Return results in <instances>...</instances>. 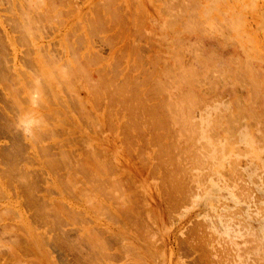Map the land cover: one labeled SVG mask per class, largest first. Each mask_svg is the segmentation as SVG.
I'll return each instance as SVG.
<instances>
[{"label":"rangeland","instance_id":"rangeland-1","mask_svg":"<svg viewBox=\"0 0 264 264\" xmlns=\"http://www.w3.org/2000/svg\"><path fill=\"white\" fill-rule=\"evenodd\" d=\"M26 1L0 0V74L42 75L47 122L14 128L0 78V264H264V0Z\"/></svg>","mask_w":264,"mask_h":264},{"label":"bare ground","instance_id":"bare-ground-1","mask_svg":"<svg viewBox=\"0 0 264 264\" xmlns=\"http://www.w3.org/2000/svg\"><path fill=\"white\" fill-rule=\"evenodd\" d=\"M214 1H218V0H214ZM214 1H213V2H214ZM219 1H220V0H219ZM13 2H15V1H13ZM26 2H30V3H31V0H30V1H26ZM24 3H25V2H24ZM24 3H23V4H24ZM49 3H50V2H49ZM52 3H53V1H52ZM52 3H51V4H52ZM55 3H56V2H55ZM13 4H14V3H13ZM23 4H22V5H23ZM28 4H29V3H28ZM18 5H19V4H18ZM24 5H26V4H24ZM24 5H23V6H24ZM30 5H31V4H29V6H30ZM49 5H50V4H49ZM57 5H58V4H57ZM31 6H32V5H31ZM51 6H52V5H51ZM52 7H53V6H52ZM20 8H21V7H20ZM27 8H28V7H27ZM30 8H31V7H30ZM48 8H49V7H48ZM21 9H22V8H21ZM14 12H15V11H14ZM23 12H24V11H23V9H22V13H23ZM28 12H29V11H28ZM28 12L25 11L24 14H23V16L26 15L25 13H28ZM31 12H32V9H31ZM48 12H49V10H48ZM12 13H13V11H12ZM28 15H30V13H28ZM37 15H38V14H37ZM36 17H37V16H36ZM21 22H22V21H21ZM38 22H39V21H38ZM42 22H43V21H42ZM25 24H27V26L30 25V24L28 25V23H25ZM22 27H23V26H22ZM23 28H25V27H23ZM99 30H100V29H99ZM88 47H89V46H88ZM90 47H91V46H90ZM90 47H89V48H90ZM72 48H73V47H72ZM74 48H75V47H74ZM91 48H92V47H91ZM41 49H43V48L41 47ZM41 49H40V50H41ZM86 49H87V48H86ZM37 50H39V48H38ZM40 50L38 51V53L40 52ZM72 51H73V52H72L73 54H76V48H75V50L73 49ZM89 51H90V49H89ZM87 52H88V50H87ZM87 52H85V53H87ZM89 54H90V53H89ZM92 54H94V52H92ZM87 55H88V54H87ZM90 55H91V54H90ZM90 55H89V57H91ZM98 55H99V54H98ZM61 56H62V55H61ZM93 56H94V57H93ZM93 56H92L93 58H96L97 60L99 59V58H97V55H93ZM100 56H101V55H100ZM52 57H54V54H53ZM64 57H67V56H64ZM64 57H63V58H64ZM92 57L89 58V62L93 61ZM48 58H49V56H48ZM35 59H36V58H35ZM53 59H54V60H53ZM58 59H59L61 62L64 61V59H62V57H61V58L59 57ZM100 59H101V57H100ZM59 60H57V58H56V59H55V58H52V59H51V57H50V62H51V64H50L49 61H47L48 63L45 62L44 64H45V66H46V65H49V69H50V71H51V69H52V70H54V73H55V69H56L55 65H56V66H59V67H61V66H60L57 62H55L56 64L54 63L55 65H52V64H53L54 61H58V62H60ZM69 60H70V59L66 58L65 61L68 62V65H70V67H71V62H69ZM101 60H102V59H101ZM35 61H36V60H35ZM38 61H39V60H38ZM32 62H33V61H32ZM100 62H101V61H100ZM37 63H38V62H37ZM41 64H42V62H41L40 64L38 63L39 67H37V68L40 69L39 71H42V70H43L42 66H40ZM57 64H58V65H57ZM100 64H101V63H100ZM68 65H66V66L68 67ZM72 65H73V64H72ZM15 66H16V65H15ZM17 66H18V65H17ZM50 66H51V68H50ZM52 66H53L54 69L52 68ZM18 67H19V66H18ZM25 67H26V66H25ZM14 68H15V67H14ZM20 68H21V67H20ZM34 68H35V67H34ZM62 68H63V67H61V69H62ZM68 68H69V67H68ZM17 69H18V68H17ZM35 69H36V68H35ZM59 69H60V68H59ZM15 70H16V69H15ZM15 70H13V71L15 72ZM21 70H22V69H21ZM32 70H33V69H32ZM36 70H37V69H36ZM47 70H48V69L46 68V72H47ZM56 70H58V68H57ZM62 70H63V69H62ZM62 70H61V71H62ZM102 70H103V68H102ZM102 70H101V71H102ZM18 71H19V69H18ZM24 71H25V70H24ZM50 71L47 72L48 74L50 73L49 75H51V72H52V71H51V72H50ZM61 71H60V72H61ZM63 71H64V73L66 72V71H65V68H64ZM63 71H62V72H63ZM16 72H17V70H16ZM22 72H23V71H22ZM22 72H19V73L21 74ZM28 72H31L33 76H31ZM28 72L25 71V72H23L24 74H21V79L19 78L20 81H19L18 78H16V77H18L19 74L16 73L17 76H15V82H16V81H19V83L16 82L15 84H17V85H19V84L22 85L21 89L23 90L22 92H23V94H24V97L18 101V99H17V97H16L17 95H16V94H15V95L12 94V92H14V89L12 88L13 91H12V89L10 90V92L12 91V92H11V95H13V96H11V95L9 94V95H10V98L13 97V98L15 99V102L17 103V107L15 108L16 110H14V109L12 108L13 110H11V112H12L11 114L6 112V110H7L6 108H3V111H5L7 115H9V117H10V118H9V119H10V123H11V124H12V122L14 123V125L12 124V126H14V128H15V127L18 128V126H19V127H22V128H24L26 131L31 132V135H33V137H35L34 134H35L36 131L33 130V129H36V128H34V127L31 128V124L38 123L39 125L36 126V127H39V128L42 127V129H43V127L45 126L44 124H46V122H47V121H46L47 118L45 119L44 114H41L40 112H36V111H35V109L38 107L39 103L43 102V101L39 100V99L41 98V97H39V96L41 95V93H40V90H41V89L39 90L40 87L38 88V85L41 86V83H40V81H37L38 78L41 79L40 77L42 76V75H41L42 72L40 73L41 76H39V74H38L39 77H37V75L35 76V74H33L32 71H29V70H28ZM37 72H38V71H37ZM43 72H44V70H43ZM46 72H45V73H46ZM34 73H35V72H34ZM38 73H39V72H38ZM45 73L43 74V77L45 76ZM52 73H53V72H52ZM104 73H105V74L112 75V74L115 73V70H114L113 68H111L109 72L105 71ZM110 73H112V74H110ZM13 74H15V73H13ZM28 74H29L30 76H29ZM48 74H46V78L49 77ZM23 75H24L25 77H23ZM52 75H53V74H52ZM93 75L96 76V77H99V84H98V87H97V91L99 92V95H100V92L103 90V88L105 89V86H107L106 89L115 86L114 83L111 82V79L114 78V76H113L112 78H108L107 76L99 75L97 72H95ZM28 76H29V77H28ZM34 76H35L37 79H36ZM53 76H54V75H53ZM53 76H50L49 78H51V77L53 78ZM68 76H69V75H68ZM1 77H2L3 79H2ZM19 77H20V76H19ZM0 78L2 79V82H3V83H4V81L7 83V84L5 83V85H4L5 88L7 87V89H5V90H9L8 88H11L9 85H10L12 82H14L13 78H12L13 81H11V82L9 81L10 78H9V79H8V78H4V76H3L2 74H0ZM49 78H48V79H49ZM60 78H61V77H60ZM60 78H59V79H60ZM4 79H6V80H4ZM16 79H18V80H16ZM53 80H54V79H53ZM53 80H52V81H53ZM8 81H9L10 84L8 83ZM36 81H37V83H36ZM2 82H1V83H2ZM38 82H39L40 84H39ZM49 82H50V80H48L47 83H49ZM8 84H9V85H8ZM15 84L12 83V85H14V86H15ZM50 84H52V83L50 82ZM51 86H52V85H51ZM51 86H49V87H51ZM15 87H16V86H15ZM47 87H48V86H47ZM47 87H46V88H47ZM49 87H48V88H49ZM46 88H45V89H46ZM48 88H47V89H48ZM122 88H123V87H122ZM47 89H46V91H47ZM51 89H52V90H49V89H48V90L51 91L52 93L48 91L49 93H47V94H48V95H49V94H50V95L52 94V97H53V87H51ZM114 91H115V90H114ZM114 91H113V92H114ZM22 92H21L20 95H19L20 97H21ZM8 93H9V92H8ZM8 93H7V94H8ZM45 93H46V92H45ZM45 93H44V94H45ZM7 94H6V95H7ZM99 95H98V96H99ZM14 96H15V97H14ZM41 96H42L41 99H43V95H41ZM46 96H47V95H46ZM37 97H38V98H37ZM44 97H45V96H44ZM47 97H48V96H47ZM45 98H46V97H45ZM8 99H9V98H8ZM75 99H76V98H75ZM37 100H39L40 102L37 101ZM70 100H71V99H70ZM46 101H47V100H46ZM37 102H39V103L37 104ZM69 102H70V101H69ZM75 102H76V101H75ZM77 102L79 103L80 106H79L78 109H76V110L79 111V109H80L79 112H81L82 110H84V109H82V107H83V102H82V101H77ZM34 103H35L36 105H34ZM43 103H44V102H43ZM43 103H41V104L39 105L38 108H41V106L43 105ZM46 103H48V101H47ZM71 103H72V101H71ZM78 103H77V104H78ZM31 105H34V106H37V107H36L35 109H34V107H32V108H33V109H32V108H31ZM13 106H14V105H13ZM64 106H65V105H64ZM66 106H67V104H66ZM45 107H46V106H45ZM45 107H44V108H45ZM80 107H81V108H80ZM42 108H43V106H42ZM46 108H47V107H46ZM48 108H49V107H48ZM41 110H42V109H40V111H41ZM46 110H47V109H46ZM76 110H75V111H76ZM38 111H39V109H38ZM48 111H49V110H48ZM50 111H51V109H50ZM76 112H77V111H76ZM83 113H84V112H83ZM83 113H81V114H83ZM46 114H47V113H46ZM75 115H76V114H75ZM47 116H48V115H47ZM8 123H9V122H8ZM10 123H9V124H10ZM9 124H8L7 126L11 127V125H9ZM12 128H13V127H12ZM39 128H37L36 130L39 131ZM32 130L34 131L33 133H32ZM40 130H41V129H40ZM38 131H37V132H38ZM45 131H46V130H45ZM40 132H42V131H39V133H40ZM45 133H46V132H45ZM37 134H38V133H37ZM42 134H43V133H42ZM35 138H36V137H35ZM91 156H92V157H91ZM91 156L89 155L88 158L86 159L87 161L84 163V169L86 170V172L89 171V170H92L94 173L97 174V173H98V169H99V166H98V160H96V158L94 157V155H91ZM0 160H1V159H0ZM1 168H2V167H1ZM10 168H11V167H10ZM11 170H12V168H11ZM7 171H8V173L10 172L9 170H7ZM11 173H12V172H10V174H11ZM87 173H88V172H87ZM13 175H14V174H13ZM5 176H6V171H5V169H2V171L0 172V198H1L0 200H1L2 202L5 201L6 199L8 200V198L5 199V197H6V196H5V192H6V191H5V186H4V185H5V181H4ZM89 176H90V175H89ZM92 176H93V175H92ZM15 187H17V186H15ZM15 187H14V188H15ZM97 187H98V186H97ZM15 189H16V188H15ZM18 189H19V188H18ZM98 189H99V187H98ZM18 191H19V190H17V189L15 190V192H14V190H13V193H15V196H14V194H13L14 197H12V196L10 197V200H11V201H10V203L8 204V205H10L11 207H14L15 210H17V208L20 209V201H19V200H20V198H21V193H19ZM6 193H8V192H6ZM7 195H9V194H7ZM3 197H4L5 200H3ZM22 198H23V197H22ZM5 202H6V201H5ZM10 206H9V207H10ZM49 207H50V206H49ZM58 208H59L60 210L57 209V210H56L57 213H59V212L61 211V208H60V207H58ZM5 209H6L7 211H8V210H11V208H8V209H7V204H5V205H4V203H3V204H0V242H1L2 239H3V241H4V238H3V237H4V234H5V235L8 234V233L6 234V231H7V229H8V226L5 224L6 221H5V219H4V211H6ZM48 209H49V208H48ZM9 212H10V211H9ZM18 212H19V211H18ZM43 212L45 213V212H47V211H43ZM48 213H50V212H48ZM17 214H18V213H17ZM19 214H20V213H19ZM19 214H18V216H19ZM54 214H55V213H53L52 215H54ZM44 215H46V214H44ZM15 216H16V215H15ZM46 216H47V215H46ZM50 217H52V216L49 215V216H48L47 218H45V219L49 220ZM14 218H15V217H14ZM4 221H5V222H4ZM10 229H11V228H10ZM14 235H15V234H14ZM94 235H95V236H94ZM89 236L91 237V238H90V237L88 238V239H89L88 241L90 242V245L92 244V246H94V248L97 249V248L99 247V238H98V236H97L96 234H94V233H93L92 235L90 234ZM16 237H17V236H16ZM11 238H12V237H11ZM14 239H15V238H12V241H11V242H12L13 244L15 243L14 245L18 244V242L16 243V240L18 241V238L13 242ZM90 240H91V241H90ZM5 242H6V240H5ZM3 243H4V242H3ZM0 244H1V243H0ZM6 244H7V243H6ZM10 244H11V243H10ZM0 246H1V247H0V248H1V249H0V250H1V251H0V252H1V254H0V260H1V259L3 260V256L5 255V254H3V253H4V252H3L4 249L2 250V246H3L2 244H1ZM9 246H10V245H9ZM3 247H4V246H3ZM12 247H14V246H12ZM12 247H11V248H12ZM23 247H24V246H23ZM25 247H26V246H25ZM4 248H5V247H4ZM7 248H8V247H7ZM7 248H6V249H7ZM17 248H20V247H17ZM8 249H9V248H8ZM14 249H16V248H14ZM14 249L12 248L13 251H15ZM98 249H99V248H98ZM98 249H97V250H98ZM97 250H96V251H97ZM6 251H7V250H6ZM98 251H99V250H98ZM10 252H11V251H10V249H9V254H10ZM18 252H19V251H18ZM11 254H12V255H9V256H13V252H12ZM14 254H15V253H14ZM15 255H16V254H15ZM18 256H19V255H18ZM22 256H23V255H22ZM1 257H2V258H1ZM6 257H7V256H6ZM16 258L18 259L17 256H16ZM5 259H6V258H5ZM5 259H4V261H5V263H6V260H5ZM12 259H13V257H12ZM22 259H23V258H22ZM94 259H95V258H94ZM2 260H1V261H2ZM8 260H9V259H8ZM95 260H96V259H95ZM1 261H0V262H1ZM11 261H12V260H11ZM11 261H10V263H12ZM16 261H17V260H16ZM16 261H15V262H16ZM19 261H21V260H19ZM8 262H9V261H8ZM2 263H4V262H2ZM2 263H1V264H2ZM5 263H4V264H5ZM22 263H23V262H22ZM22 263H21V264H22ZM13 264H15V263H13Z\"/></svg>","mask_w":264,"mask_h":264}]
</instances>
